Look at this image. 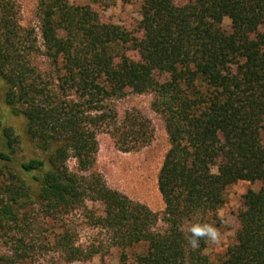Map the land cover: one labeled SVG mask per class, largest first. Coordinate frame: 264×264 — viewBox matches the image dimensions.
Listing matches in <instances>:
<instances>
[{"label":"trees","instance_id":"16d2710c","mask_svg":"<svg viewBox=\"0 0 264 264\" xmlns=\"http://www.w3.org/2000/svg\"><path fill=\"white\" fill-rule=\"evenodd\" d=\"M18 13L16 0H0V264H40L35 252L56 255L46 264L99 255L98 240L79 243L74 214L107 235L121 262L131 252L136 264H264V0H142L131 30L89 6L38 0L40 46ZM127 92L152 96L168 137L160 213L93 169L97 129L122 152L152 137L139 114L116 119L111 103ZM24 139L36 157L17 158ZM239 181L259 188L243 196L234 244L213 261L209 242L191 249L187 230L218 226L225 189ZM40 220L49 238L35 247Z\"/></svg>","mask_w":264,"mask_h":264},{"label":"rangeland","instance_id":"374dc122","mask_svg":"<svg viewBox=\"0 0 264 264\" xmlns=\"http://www.w3.org/2000/svg\"><path fill=\"white\" fill-rule=\"evenodd\" d=\"M142 0H69L73 5L89 6L93 11L107 23H112L125 27L129 30L136 27L140 20V4ZM176 4L182 5L187 0H173ZM19 13V24L24 28H32L37 36V45L40 46V36L38 30V18L36 15V5L38 0H16ZM152 96L150 94H134L127 92L126 96L113 101L111 106L117 114L116 119H120L125 112L137 113L149 122L152 137L149 142L136 150L122 152L117 149L113 139L105 128L97 129L96 140L98 151L95 155L93 169L100 174L107 187L115 190L129 199L147 206L152 212L160 213L164 210V204L157 187L158 173L164 160V156L169 149L168 137L162 118L151 110ZM6 111V110H5ZM7 112V111H6ZM7 123L15 127H21V118H6ZM18 150L17 158L28 159L36 157L38 153L31 146L28 140ZM67 166L70 170L75 169V161L69 158ZM259 182L239 181L228 186L224 192V204L217 215L220 223L216 226L221 233V243L219 246L213 245L209 241L208 253L213 261L222 257L227 247L234 244L235 231L238 227L237 215L243 208V196L249 191H257ZM89 208L93 207L97 213L100 206L88 203ZM72 227L78 233L79 243L87 244L91 240H98L104 250L89 261H73L69 264H136L128 252L127 260H119V252L116 249H109L107 246V235L90 229L86 217L74 214L69 218ZM42 233L32 236L35 247L45 242L49 238L50 225L40 220ZM49 228V229H48ZM46 230V231H44ZM39 251V250H35ZM8 248L0 242V254H6ZM53 252H35L31 260L36 263L46 264V261L55 260Z\"/></svg>","mask_w":264,"mask_h":264},{"label":"clouds","instance_id":"9594fccd","mask_svg":"<svg viewBox=\"0 0 264 264\" xmlns=\"http://www.w3.org/2000/svg\"><path fill=\"white\" fill-rule=\"evenodd\" d=\"M188 235L185 237L191 249L196 250L201 246V240L211 242L213 245L219 246L221 243V233L213 224L208 223H192L188 227Z\"/></svg>","mask_w":264,"mask_h":264}]
</instances>
